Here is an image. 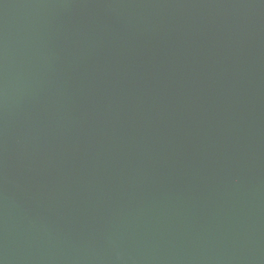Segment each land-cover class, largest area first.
I'll return each instance as SVG.
<instances>
[{
  "label": "water",
  "instance_id": "water-1",
  "mask_svg": "<svg viewBox=\"0 0 264 264\" xmlns=\"http://www.w3.org/2000/svg\"><path fill=\"white\" fill-rule=\"evenodd\" d=\"M0 264H264V0H0Z\"/></svg>",
  "mask_w": 264,
  "mask_h": 264
}]
</instances>
